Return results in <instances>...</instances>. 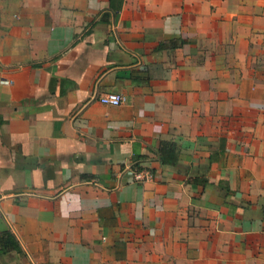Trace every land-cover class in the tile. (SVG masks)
Segmentation results:
<instances>
[{"label": "crops", "instance_id": "obj_1", "mask_svg": "<svg viewBox=\"0 0 264 264\" xmlns=\"http://www.w3.org/2000/svg\"><path fill=\"white\" fill-rule=\"evenodd\" d=\"M1 79L0 264H264V0H0Z\"/></svg>", "mask_w": 264, "mask_h": 264}, {"label": "built area", "instance_id": "obj_2", "mask_svg": "<svg viewBox=\"0 0 264 264\" xmlns=\"http://www.w3.org/2000/svg\"><path fill=\"white\" fill-rule=\"evenodd\" d=\"M0 81L3 83L7 82L4 79H1ZM96 99L101 104L118 105L121 102H123L124 97L118 93L107 92V93H103V94L98 95ZM132 176L134 179L144 178V174L142 172H133Z\"/></svg>", "mask_w": 264, "mask_h": 264}, {"label": "trees", "instance_id": "obj_3", "mask_svg": "<svg viewBox=\"0 0 264 264\" xmlns=\"http://www.w3.org/2000/svg\"><path fill=\"white\" fill-rule=\"evenodd\" d=\"M7 239H8V235H3L1 236L0 235V246L2 249H7V248H12V247H15V245L11 242H7Z\"/></svg>", "mask_w": 264, "mask_h": 264}]
</instances>
